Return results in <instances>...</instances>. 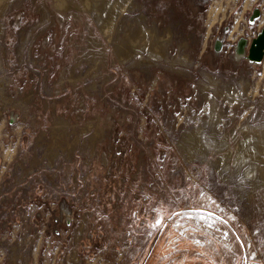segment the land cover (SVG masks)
<instances>
[{"label":"rangeland","instance_id":"1","mask_svg":"<svg viewBox=\"0 0 264 264\" xmlns=\"http://www.w3.org/2000/svg\"><path fill=\"white\" fill-rule=\"evenodd\" d=\"M207 1L0 0V264H264V67Z\"/></svg>","mask_w":264,"mask_h":264},{"label":"crops","instance_id":"2","mask_svg":"<svg viewBox=\"0 0 264 264\" xmlns=\"http://www.w3.org/2000/svg\"><path fill=\"white\" fill-rule=\"evenodd\" d=\"M204 23L211 43L237 56L264 30V0H208ZM249 63L264 67V52L260 60Z\"/></svg>","mask_w":264,"mask_h":264},{"label":"water","instance_id":"3","mask_svg":"<svg viewBox=\"0 0 264 264\" xmlns=\"http://www.w3.org/2000/svg\"><path fill=\"white\" fill-rule=\"evenodd\" d=\"M248 59L258 61L262 58L264 52V30L255 37L248 47Z\"/></svg>","mask_w":264,"mask_h":264},{"label":"bare ground","instance_id":"4","mask_svg":"<svg viewBox=\"0 0 264 264\" xmlns=\"http://www.w3.org/2000/svg\"><path fill=\"white\" fill-rule=\"evenodd\" d=\"M2 3V2H1ZM3 4V3H2ZM3 8H4V6L3 5H1V7H0V14L2 13V10H3ZM160 43V42H159ZM133 48V46L131 45L130 46V49H132ZM263 172H264V169H263ZM263 175H264V173H263Z\"/></svg>","mask_w":264,"mask_h":264},{"label":"snow or ice","instance_id":"5","mask_svg":"<svg viewBox=\"0 0 264 264\" xmlns=\"http://www.w3.org/2000/svg\"><path fill=\"white\" fill-rule=\"evenodd\" d=\"M157 223H159V221Z\"/></svg>","mask_w":264,"mask_h":264}]
</instances>
